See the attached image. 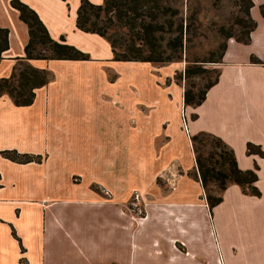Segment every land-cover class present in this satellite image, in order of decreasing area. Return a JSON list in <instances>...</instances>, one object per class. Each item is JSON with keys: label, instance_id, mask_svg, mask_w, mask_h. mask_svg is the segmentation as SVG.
I'll list each match as a JSON object with an SVG mask.
<instances>
[{"label": "crops", "instance_id": "obj_1", "mask_svg": "<svg viewBox=\"0 0 264 264\" xmlns=\"http://www.w3.org/2000/svg\"><path fill=\"white\" fill-rule=\"evenodd\" d=\"M22 1L53 38L64 35L89 59L32 60L50 71L33 102L15 106L9 96H0V112H17L13 124L26 142L19 150L45 155L40 164H18L29 168L34 190L6 196L0 187V263L233 264L245 259L264 264V158L246 152L248 142L264 150V0H252L249 13L256 26L249 42L227 39L217 82L199 105L186 107L191 115L187 137L179 119L180 86L129 76L124 68L131 61L113 60L107 39L76 27L80 0L69 10L65 0ZM0 27L8 29V48L0 60L3 76L28 40L10 0H0ZM252 56L262 63L251 62ZM201 131L220 137L241 169L257 165L259 196L229 183L210 210L196 176L192 180L199 189L183 187L193 181L179 170L194 166L190 136ZM182 137L186 143L179 147ZM20 167L16 172H24ZM159 174L172 188L152 190L145 215L133 221L124 203L133 189L144 192ZM73 175L81 178L73 182ZM11 182L18 186V180ZM5 204L12 207L6 214ZM180 241L186 254L175 246Z\"/></svg>", "mask_w": 264, "mask_h": 264}, {"label": "trees", "instance_id": "obj_2", "mask_svg": "<svg viewBox=\"0 0 264 264\" xmlns=\"http://www.w3.org/2000/svg\"><path fill=\"white\" fill-rule=\"evenodd\" d=\"M238 1L242 8V15L236 19L238 31H221L225 41L219 45L217 56L207 61H221L226 40L229 38L243 43L249 42L250 32L256 26L249 13L253 3L252 0ZM10 5L18 11L19 18L27 27L28 40L24 46L23 59H89L87 53L65 42L62 36L58 40L53 39L37 13L28 5L20 0H11ZM260 12L264 16V4L260 5ZM75 24L84 32L96 33L106 38L111 46L113 60L144 62H169L181 58L182 35L188 28L187 25H183L176 6L169 0H101L99 4L80 0ZM110 29L114 31L109 32ZM164 33L174 35L162 43ZM7 48L8 29L0 27V60L2 52ZM250 61L262 63L254 56ZM199 65L201 64L198 66L189 64L183 71L184 78L187 79L182 92L185 105H199L204 100L207 90L218 80L219 71H216L213 79L203 86H196L192 80L193 76L208 72V69ZM14 71L13 69L7 77H0V94L7 93L17 105H28L33 101L34 90L48 82L47 72L29 64L21 69L17 76ZM190 139L194 153L195 176L204 191L205 201L210 210L222 201V192L229 183L239 185L246 194L260 195V190L255 185L258 169L256 164L253 168L241 169L237 165L233 151L220 137L212 133L201 131L192 135ZM6 152L2 151L1 154L18 162L33 160V156L29 154H20L15 150L11 154ZM246 152L264 158V150L260 145L248 142ZM39 157L35 156L38 159ZM210 187L215 188L216 194L210 193ZM11 234L21 245L12 226Z\"/></svg>", "mask_w": 264, "mask_h": 264}, {"label": "rangeland", "instance_id": "obj_3", "mask_svg": "<svg viewBox=\"0 0 264 264\" xmlns=\"http://www.w3.org/2000/svg\"><path fill=\"white\" fill-rule=\"evenodd\" d=\"M20 1L23 2L22 0ZM89 1H91L94 4L101 3V0H89ZM97 1L98 3H96ZM169 1L172 5L176 6L178 17L182 19L183 25L188 26L187 30L184 31L182 35L183 44H182L181 58L169 62L131 61V65H126L124 69L125 72L128 71L129 72L128 75L132 77L144 78V79L146 78L148 80H151L150 78L155 80L164 79L166 80V83L174 81V83L180 86L181 91L183 92L187 84L186 83L187 79L184 78L183 71L186 68V66H188L189 64L194 66H198V64H201L199 66L208 69V72L204 74L193 76L192 80L195 82L196 86H203L209 80L213 79L215 72L218 71V62H210L207 60L217 56L219 52L218 49L219 45L225 41L224 37L221 34V31L224 30L225 31L232 30L236 32L238 31L239 27L236 25V21H237L236 19L238 16L242 15V8L238 0H169ZM76 3H78V0H65V4L68 10L71 9L72 5ZM222 27L223 30H221ZM113 31H114L113 29L109 30V32H113ZM173 35L174 34L164 33L163 34L164 38L162 43H165V41ZM61 36L65 39V42H67L64 35H60L58 36V38H53L52 36L51 37L53 39L58 40ZM23 57H24V51L22 56L14 58L15 61L13 62V66L11 67L10 72L7 75H3L0 77L9 76V74L12 72L13 69L15 70L14 72L17 76V73L21 71V69H24L27 64H29L30 66L35 67L37 69H44L47 72V77L49 78L50 71L46 68L47 66L46 67L39 66L35 64L36 62L32 61L34 59L25 60L23 59ZM37 60H41V59H37ZM123 62H128V61H123ZM109 76L114 77V75H112L111 73L109 74ZM37 89H35L34 92ZM3 95L9 96L5 92L0 94V96ZM176 95L177 93L176 90L174 89V97ZM9 98L11 99L12 103L15 106H26V105H17L13 102L11 96H9ZM187 106L190 105H185L183 102L179 108L180 126L183 130H184L183 125L185 124L186 126V130L182 131L185 137H187L185 133L189 132L188 122L189 119H191V115L186 111ZM16 115L17 112L12 108H5L0 112V181L2 180V175L5 178L4 183L0 182V187L4 185L3 194H5L6 196H9V194H13V196H15L24 191H27V189L34 190V187L32 186L35 184V182L30 183L33 180V178H31V172H29L28 170L29 168H23L18 166V164H23V163L12 160L7 156L1 154L2 151H7L6 153L11 154L12 151L15 150L17 153L20 154L25 153L32 155L33 160L25 163L34 162L40 164L43 162V159L45 158V155L43 154L44 151H40V153H34L25 150H19L18 147L26 146V142L23 139L25 135L21 132V129L18 128L19 125L13 124ZM173 115L176 121L177 118H176L175 109L173 110ZM184 143H186V141L182 137V139L179 141L178 146L181 147ZM37 155L40 156L39 159L35 158V156ZM184 164L186 167L190 166L191 162L189 156H185ZM19 167L20 169H23L24 172H16L17 169H19ZM33 169L35 168H32V170ZM195 172L196 171L194 166L184 171L181 168L179 170V173L181 174L185 173L189 177V180H192V178L195 179ZM79 176L80 175H73L72 177L73 182L78 181L79 178H81ZM28 178L29 181L27 183ZM12 179L18 180V186L16 187L11 186ZM192 181L193 182L185 181L186 183H183V187L185 184V188L189 189L190 191H195L196 189H199L197 183L194 180ZM101 188L105 189L106 191L108 190L105 187H101ZM171 188L172 186L165 178V176H163V174H159L155 178V182L153 181L151 183L149 181L146 190H142L144 192H141L139 189H133L130 198H128L126 203H124L123 207L134 214L133 217H131L133 221H140L141 216L145 215L146 213L145 210L146 203H150L152 200L150 196L154 195L152 194V190H158V189L168 190ZM210 188H211L210 193L216 194L215 188L214 187H210ZM136 193H138L137 198L135 197ZM108 194H104V195L107 196V198L111 197V192L109 190H108ZM5 206L6 207L4 208L5 211L4 214H6L9 211L11 212L10 208L12 207L8 204H5ZM2 227H0V235L4 234V229ZM6 236H7V231H6ZM178 243L179 245L176 243L175 246L179 248L180 252L186 254L187 249L184 246V244H182L181 241ZM226 258L229 257L227 256ZM244 258H248V255H245ZM233 261H234L233 264H248L245 259L243 260L234 259ZM229 262L230 261H227V263ZM0 264H14V261L10 260L6 262H2Z\"/></svg>", "mask_w": 264, "mask_h": 264}, {"label": "built area", "instance_id": "obj_4", "mask_svg": "<svg viewBox=\"0 0 264 264\" xmlns=\"http://www.w3.org/2000/svg\"><path fill=\"white\" fill-rule=\"evenodd\" d=\"M183 128H184V130H186V126H185V124L183 125ZM101 190H102V192L104 193V194H108V190L106 191L105 189H103V188H101ZM105 190V191H104ZM105 192H107V193H105ZM109 195V194H108ZM135 197L137 198L138 197V193H136L135 194Z\"/></svg>", "mask_w": 264, "mask_h": 264}]
</instances>
